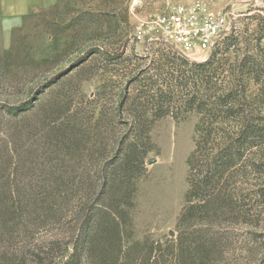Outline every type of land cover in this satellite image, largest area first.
Returning <instances> with one entry per match:
<instances>
[{"label":"trees","instance_id":"trees-1","mask_svg":"<svg viewBox=\"0 0 264 264\" xmlns=\"http://www.w3.org/2000/svg\"><path fill=\"white\" fill-rule=\"evenodd\" d=\"M255 18L256 50L264 16ZM232 32L200 63L167 45L147 53L149 63L129 71L112 105L52 96L3 107L22 124L11 139L0 131V255L12 257L6 264H234L228 255L236 250L264 264V238L256 234L264 187L250 192L244 185L246 172H264L255 156L264 149V58L258 51L232 58L240 42ZM172 104L199 115L175 235L132 241L136 183L154 149L150 130L162 117L179 116ZM26 138L41 146L23 151ZM37 150L47 153L48 170L34 167L27 173L40 179L20 186L22 152Z\"/></svg>","mask_w":264,"mask_h":264},{"label":"rangeland","instance_id":"rangeland-1","mask_svg":"<svg viewBox=\"0 0 264 264\" xmlns=\"http://www.w3.org/2000/svg\"><path fill=\"white\" fill-rule=\"evenodd\" d=\"M193 1L226 15L222 39L234 30L240 40L231 48L236 50L230 53L232 58L236 53L239 58L252 53L257 55V51L258 57L264 58V38L255 50L253 37L257 25L255 17L264 16V0H60L27 15L6 39L0 30V131H9L8 138L11 139L22 126L10 119L3 107L34 101L32 99L36 97L38 103L52 96L76 102L115 103L122 87L129 84V71L144 69L151 57L147 53L164 46L148 39L139 28L140 23L162 11L168 3ZM178 53L196 63L211 55ZM260 81L264 83V68ZM258 87L259 84L253 85L251 90ZM133 89V86L129 87V95ZM171 110L179 116L162 117L150 130L154 149L147 154L144 173L136 183L130 210L132 241L147 238L162 241L175 235V224L187 189L186 159L194 146V129L199 115L182 112L178 104H172ZM262 110L264 112V104ZM114 130L118 132L120 128L114 126ZM31 143L33 141L27 139L23 151L41 146ZM22 155L24 177L19 179L20 186L23 183L33 185L41 173L29 174L27 171L34 167L47 171V153L37 150L32 155L25 152ZM255 156L258 163L264 164V158L260 160L264 157V149L257 151ZM245 179V189L250 192L264 187V172L255 175L246 172ZM261 207L263 210L264 206ZM260 220L261 230L256 234L264 238V218ZM246 232L244 229L243 233ZM11 258L9 254L0 255V264H6ZM228 259L234 264L262 263L240 250H236L235 255H228Z\"/></svg>","mask_w":264,"mask_h":264},{"label":"built area","instance_id":"built-area-1","mask_svg":"<svg viewBox=\"0 0 264 264\" xmlns=\"http://www.w3.org/2000/svg\"><path fill=\"white\" fill-rule=\"evenodd\" d=\"M226 18L196 1L168 3L162 11L141 22L139 28L148 39L178 52L211 54L223 38Z\"/></svg>","mask_w":264,"mask_h":264},{"label":"crops","instance_id":"crops-1","mask_svg":"<svg viewBox=\"0 0 264 264\" xmlns=\"http://www.w3.org/2000/svg\"><path fill=\"white\" fill-rule=\"evenodd\" d=\"M60 0H0V30L6 39L30 13Z\"/></svg>","mask_w":264,"mask_h":264},{"label":"water","instance_id":"water-1","mask_svg":"<svg viewBox=\"0 0 264 264\" xmlns=\"http://www.w3.org/2000/svg\"><path fill=\"white\" fill-rule=\"evenodd\" d=\"M170 234L172 235L173 234V231H171Z\"/></svg>","mask_w":264,"mask_h":264}]
</instances>
